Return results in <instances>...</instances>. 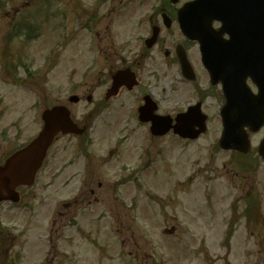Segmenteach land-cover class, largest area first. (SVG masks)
<instances>
[{"label":"rangeland","instance_id":"374dc122","mask_svg":"<svg viewBox=\"0 0 264 264\" xmlns=\"http://www.w3.org/2000/svg\"><path fill=\"white\" fill-rule=\"evenodd\" d=\"M97 1L0 0V61L12 56L18 67V81L16 76L0 74V143L1 138L8 139V144L2 143L3 158L40 132L41 116L48 107L66 105L79 123L89 113L90 104L69 105L68 99L71 95L87 97L98 78L100 67L94 70L91 64L90 38L81 31ZM119 1L101 7L100 13ZM81 45L84 57L79 55ZM209 128L195 143H182L172 136L151 142L149 131L136 125L132 112L99 115L85 149L104 165L106 175L95 180L105 192L118 186L117 182L128 181L119 184L118 194L122 199L123 192L128 209L133 205V221L127 226L81 223L57 235L60 224L53 225L54 209L88 182V175H82L85 157L80 140L61 139L19 207H0L2 224L15 239L0 264H62L61 249L69 250L67 264H100L102 260L104 264H264V240L245 236L255 231L242 218L245 182L235 177L241 171L238 160L216 146L221 130L217 117ZM263 136L264 131L253 139V158L245 162L253 169L252 174H245L254 177L248 178L247 186L255 187L261 203L259 234H264V163L256 152ZM111 152L114 156L107 158ZM89 168L92 173L98 170L95 162H89ZM191 177L194 181L188 183ZM114 195L102 205L113 206ZM136 206L139 210L134 213ZM233 207L240 215L237 235L224 247L221 233L232 219ZM48 209H52L49 215ZM172 228L178 236L168 235L166 231ZM113 231L126 242H118ZM92 233L97 239L86 243L85 235ZM104 242L109 246L108 263L107 251L101 258Z\"/></svg>","mask_w":264,"mask_h":264},{"label":"flooded vegetation","instance_id":"af4514ba","mask_svg":"<svg viewBox=\"0 0 264 264\" xmlns=\"http://www.w3.org/2000/svg\"><path fill=\"white\" fill-rule=\"evenodd\" d=\"M107 2L114 4L115 0ZM194 2L120 0L118 5L112 6L106 18L87 28L86 33L91 34L92 63L100 67L91 94L82 97L90 104L91 113L132 112L137 125L144 127H150L139 121V110L145 106L149 111L155 109V116L172 117L173 125L179 115L195 107L208 117V123L213 115L220 116L227 105L223 85L212 84L202 62L200 45L185 37L179 21L183 8ZM188 16L194 24V11H188ZM220 26V23L214 24L215 29ZM128 70L133 73L128 85L136 81L133 90L126 86L116 96L108 95L115 74ZM252 94H257L254 88ZM263 131L250 135V139ZM1 156L2 143L0 159ZM90 193L94 198L95 192ZM78 203L74 207L71 203L64 204L59 216L87 218L82 212L84 202L80 208H77ZM91 212L93 215L94 210Z\"/></svg>","mask_w":264,"mask_h":264},{"label":"water","instance_id":"95a60500","mask_svg":"<svg viewBox=\"0 0 264 264\" xmlns=\"http://www.w3.org/2000/svg\"><path fill=\"white\" fill-rule=\"evenodd\" d=\"M226 6L230 9L229 13L226 12ZM204 13L210 22L221 20L224 23L223 34L230 36V41L225 43L209 29L202 32V37H196L202 44L204 63L212 79L223 83L227 80L229 84L237 82L247 90L246 81L250 78L259 89V98L264 99V0H206ZM216 46L224 47L217 49ZM228 91L231 97L238 93L234 87ZM72 101L77 100L74 98ZM263 110L242 107L240 112L234 113L231 107H227L226 114H223L225 131L221 146L227 150L243 151L247 147L246 138L243 140V128L252 125L253 119L260 127L264 122ZM43 120L45 126L40 136L12 157L4 169H0V201L17 202L15 188L33 184L56 134L83 133L72 123L65 108L45 112ZM154 127L152 131L155 134L164 135L169 131L168 128L161 132L158 127ZM178 131L185 137H195L184 133L188 132L186 129ZM260 153L264 158V142Z\"/></svg>","mask_w":264,"mask_h":264}]
</instances>
